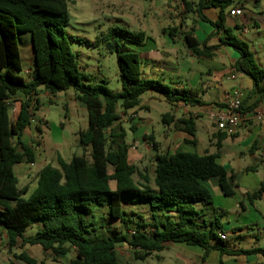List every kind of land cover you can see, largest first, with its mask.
<instances>
[{"label":"trees","instance_id":"trees-1","mask_svg":"<svg viewBox=\"0 0 264 264\" xmlns=\"http://www.w3.org/2000/svg\"><path fill=\"white\" fill-rule=\"evenodd\" d=\"M204 1L200 0L197 12L206 19L201 9ZM233 3L234 0L207 1L221 9ZM185 4L190 6L187 1ZM237 5L245 3L238 0ZM221 22L214 24L222 26ZM68 24V0H0V224L5 228L10 248L21 239L23 245H41L45 251L51 250L56 258H66L74 249L76 255L69 264H118L117 248L121 244H127L137 259L165 249L166 242L200 246L204 259L214 248L226 253L212 243L222 240L216 233L221 224L204 217L205 208H213L214 204L207 181L216 179L226 196L236 195L235 172L219 163V152H159L154 137L149 136L156 150L152 180L129 162L127 131L120 123L122 114L140 106L146 92L164 95L171 103H207L179 94L159 79L147 78L142 70L141 52L135 46L143 44L148 35L128 28L114 27L105 36L112 39L107 42L108 48L117 52L122 89L111 90L105 80L91 84L93 77L81 69L64 34ZM23 34L30 36L33 48L30 80L20 73L19 41ZM185 40L198 56L213 57L219 46L232 47L240 54L235 68L253 80L250 93L264 98V67L256 62L249 44L232 29L221 36L219 45L209 46L188 33ZM41 88L53 95L74 89L77 100L88 109L89 126L79 133L82 153L74 154L69 161L58 156V166L45 165L36 187L30 191L28 187H19L14 168L36 162L35 146L24 141L23 136L31 128V109L34 102L35 108L39 105L37 96ZM13 101L18 106L11 116ZM243 108L246 109L244 103ZM163 121L190 136L196 134L194 117L175 119L167 112ZM37 129L41 132L38 126ZM228 136L222 131L214 133L218 150ZM137 174L142 181L136 180ZM112 180L116 182L115 188L111 186ZM263 190L264 182L254 196ZM199 203L205 207L198 208ZM139 204L149 207L148 220L142 212L128 211ZM33 226H37L36 232L25 236ZM242 252L264 255V248ZM16 258L26 264H46L25 251Z\"/></svg>","mask_w":264,"mask_h":264},{"label":"rangeland","instance_id":"rangeland-1","mask_svg":"<svg viewBox=\"0 0 264 264\" xmlns=\"http://www.w3.org/2000/svg\"><path fill=\"white\" fill-rule=\"evenodd\" d=\"M248 2L251 5L249 8L253 11L263 10L264 0H259V2L248 0ZM255 5L258 8H254ZM179 7L180 0H68L69 24L65 27L64 34L77 54L81 69L93 77L90 83H103L105 80L108 88L120 91L122 79L117 52L108 48L107 42L112 39L105 38L107 33L114 27L128 28L138 32L142 31L143 26L156 30L163 26L173 25L172 19L178 16ZM256 20L261 24V29L252 27L248 34L241 31H236L235 34L249 44L256 62L259 66L264 67V21L263 19ZM24 41L29 42L24 43ZM30 43L28 34L21 35L19 47L22 54V71L20 73L26 80L31 79L29 71L34 65L33 48ZM151 65L152 63L143 59V73L147 70V73L150 74L148 70L152 69ZM166 74H171V70L167 68ZM150 75L152 76V74ZM236 75V79H232L228 74L223 75L224 86L229 90L233 87L247 90V86H249L247 76L241 71L236 72ZM162 76V74L159 75L158 79L165 82L166 79ZM241 76L244 77V80L240 79ZM167 84L173 86L170 80ZM37 97L39 105L35 108L36 103L34 102L31 109L34 112L32 128L27 129L24 134V139L35 146L36 162L32 165L22 163L14 168L19 178V187L22 189L28 187L30 191L36 187L39 172L45 165L58 166V156L69 161L74 154L82 153V148L79 145V133L89 126L88 109L77 100L74 89L70 88L53 95L45 88H41ZM203 98L208 101L214 99L210 94L203 95ZM142 101L144 104L135 112L136 117L120 123L127 131L129 161L138 167L142 175L152 178L156 150L153 147V140L149 136L154 137L157 148L161 152L167 153L171 150L170 147H175L177 140L168 134L169 126L163 121V115L173 112V109L165 96L156 92H146L142 95ZM17 106V102L11 103V116H14ZM147 108L148 110H146ZM141 115H143V119H140ZM36 126L41 129V132ZM132 127H135L136 130H133ZM196 137L199 141L196 151L200 152L203 147L209 148L212 153L218 151L215 144L210 142L209 128L200 127ZM229 141L225 142L226 146L221 151L222 156L226 154L228 146L231 145ZM188 149L195 150L191 147ZM87 155L90 156V150L87 151ZM231 162L232 168L239 176L243 175L240 166L254 165L249 151H245L242 156ZM259 168L258 175L261 176L264 174V168L262 166ZM110 172H113L112 167ZM249 174L252 175L254 172L250 171ZM135 178L137 181H142L139 174ZM111 186L115 188L114 180L111 181ZM226 199L230 200V198ZM139 208L148 213L147 205L139 206ZM234 217L235 215L230 214L229 219L226 220H233ZM223 222L225 223V220ZM117 225L121 226L118 222ZM36 229L37 226L28 228L25 236L33 235ZM23 251L46 264H69L76 255L73 249L66 258H56L51 250L45 251L41 245H23L21 239L17 246L10 248L5 228L0 224V264H26L16 258V255ZM118 252L122 256H129L128 262L132 261L134 257L131 249L126 245H119ZM177 257L175 249L167 248L156 251L145 260L135 259L133 262L134 264H183L177 260ZM122 264L126 263L122 261Z\"/></svg>","mask_w":264,"mask_h":264},{"label":"crops","instance_id":"crops-1","mask_svg":"<svg viewBox=\"0 0 264 264\" xmlns=\"http://www.w3.org/2000/svg\"><path fill=\"white\" fill-rule=\"evenodd\" d=\"M186 1L190 3L188 8L185 4ZM207 1L205 0L201 7L202 13L206 17L204 19L197 12L200 0H180L179 14L175 19H172L173 25L163 26L156 30L143 26L142 31L147 33L148 38L143 44L135 47L140 50L142 61L145 59L146 62L152 63V69L148 70L152 76L147 73V70L144 71L147 78L158 79L159 75L162 74V77L166 79L164 80L165 83L170 80L173 83L172 87L179 94L200 99L207 103L199 106L187 104L184 100L170 102L173 109L171 113L175 116V119L194 117L196 133L200 127L203 129L209 128L210 142L215 144L216 139L213 135L218 132V129L209 115V110H217V107H220L224 101L229 89L224 86L222 76L228 74L232 79H236V72L239 71L234 64L239 59L240 54L232 47L222 45L219 46L213 57L198 56L188 46L185 35L188 33L193 35L198 41H206L207 45L214 46L221 43V36L225 34L227 29H232L234 34L236 31L248 34L252 27L261 29L262 26L256 19H263L264 21V5L262 6L263 10L258 11L260 12L258 13L249 8L251 5L248 0H243L245 11L239 15H232L230 11L237 5L238 0H234L232 5L224 9L209 5ZM256 1L259 2V0ZM256 6L254 8H258ZM221 16L223 17L222 22ZM217 22H221L222 26H216L214 23ZM167 68L171 70V74H166ZM243 74L248 78L249 86H247V90L238 87L233 88L239 89L241 92L246 109L263 113V119H253L242 126L237 133L225 138L221 148L218 150V161L227 169L234 171L231 161L242 156L245 151H249L254 165L240 166L241 164H238L243 175L239 176L234 171L235 180L233 187L236 190L234 197L226 196L216 179L206 182L213 195L214 204L213 208H205L204 217L207 221H217L221 224V230H217L216 233L218 237L221 234H225L227 238H221V241L213 240L212 243L221 246L226 253H223L220 248H214L204 259V249L200 246L182 242H166L165 249H175L178 256L177 260L183 262V264H264L263 254L242 252L244 250L264 248V190L260 195L254 196V193L260 190L264 182V174L258 175L260 173L259 167L262 166L264 168V98L260 99V94L250 93L253 87V80L247 74ZM240 79L244 80V77L241 76ZM205 94L212 95L214 99L205 100L203 98ZM259 99L260 101H258ZM143 104L144 102L142 101L139 107L129 110L124 115L122 114L121 121H127L129 114L137 112ZM142 117L143 115L140 116V119H143ZM168 126L170 129L168 134L177 140V143L175 147H170L171 150L167 153L188 151L205 154L210 152L207 147L201 148L200 152L196 151L199 143L196 134L195 136H190L183 130L175 128L174 124H168ZM193 140L194 143H192ZM24 141L26 140L24 139ZM226 141H229L231 145L228 146L226 154L222 156L221 151L226 146ZM26 142L28 143V141ZM189 147L195 150H190L188 149ZM250 171L254 172V174L250 175ZM153 178L154 176L151 179L153 180ZM226 198H230V200ZM143 205L131 206L128 211L142 212L148 220L150 218V210L147 206L148 213L143 212L139 208V206ZM197 207L202 208L205 206L199 203ZM230 214L235 215V217L233 220H226L229 219ZM222 218L225 223L223 222L224 220H221ZM122 245L130 248L127 244ZM131 251L134 255L132 249ZM154 253L156 252L151 255ZM129 255H131L130 252ZM128 259L129 256H122L118 252V264H122V261L126 264H134L133 261L137 258L134 255L132 261L128 262Z\"/></svg>","mask_w":264,"mask_h":264},{"label":"built area","instance_id":"built-area-1","mask_svg":"<svg viewBox=\"0 0 264 264\" xmlns=\"http://www.w3.org/2000/svg\"><path fill=\"white\" fill-rule=\"evenodd\" d=\"M245 11V5L235 6L230 13L232 15H239ZM124 115V114H123ZM209 115L213 120L218 131L234 135L244 125L248 124L251 120L263 119V113L248 111L243 108V99L239 89L233 88L229 90L217 110H209ZM136 113L129 114V119H134ZM134 233V231H132ZM222 239H226L225 234H221Z\"/></svg>","mask_w":264,"mask_h":264}]
</instances>
